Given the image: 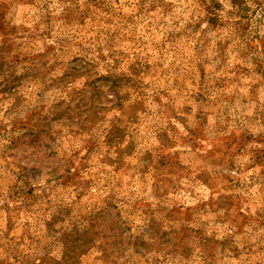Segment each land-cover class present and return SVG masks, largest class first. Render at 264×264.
I'll list each match as a JSON object with an SVG mask.
<instances>
[{"label": "rangeland", "instance_id": "rangeland-1", "mask_svg": "<svg viewBox=\"0 0 264 264\" xmlns=\"http://www.w3.org/2000/svg\"><path fill=\"white\" fill-rule=\"evenodd\" d=\"M0 65V264H264V0H0Z\"/></svg>", "mask_w": 264, "mask_h": 264}, {"label": "trees", "instance_id": "trees-1", "mask_svg": "<svg viewBox=\"0 0 264 264\" xmlns=\"http://www.w3.org/2000/svg\"><path fill=\"white\" fill-rule=\"evenodd\" d=\"M0 69H2V65H0ZM29 124V123H28Z\"/></svg>", "mask_w": 264, "mask_h": 264}]
</instances>
